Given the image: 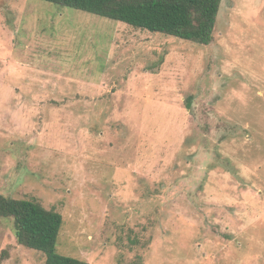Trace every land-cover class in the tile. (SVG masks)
<instances>
[{
  "label": "rangeland",
  "instance_id": "obj_1",
  "mask_svg": "<svg viewBox=\"0 0 264 264\" xmlns=\"http://www.w3.org/2000/svg\"><path fill=\"white\" fill-rule=\"evenodd\" d=\"M0 194L89 264H264V0L209 46L0 0ZM45 263L0 218V264Z\"/></svg>",
  "mask_w": 264,
  "mask_h": 264
},
{
  "label": "trees",
  "instance_id": "obj_2",
  "mask_svg": "<svg viewBox=\"0 0 264 264\" xmlns=\"http://www.w3.org/2000/svg\"><path fill=\"white\" fill-rule=\"evenodd\" d=\"M135 29L160 33L200 46L214 41L223 0H42ZM188 107H191L190 103ZM0 218L13 221L18 244L46 255L45 264H89L56 251L63 217L36 200H19L0 194Z\"/></svg>",
  "mask_w": 264,
  "mask_h": 264
}]
</instances>
